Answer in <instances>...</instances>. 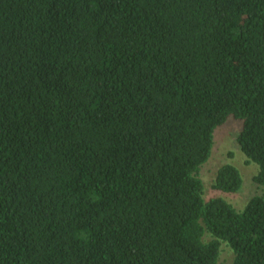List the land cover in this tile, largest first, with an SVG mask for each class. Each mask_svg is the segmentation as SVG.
<instances>
[{"label":"trees","instance_id":"trees-1","mask_svg":"<svg viewBox=\"0 0 264 264\" xmlns=\"http://www.w3.org/2000/svg\"><path fill=\"white\" fill-rule=\"evenodd\" d=\"M229 118L264 189V0H0V264H264Z\"/></svg>","mask_w":264,"mask_h":264},{"label":"rangeland","instance_id":"rangeland-1","mask_svg":"<svg viewBox=\"0 0 264 264\" xmlns=\"http://www.w3.org/2000/svg\"><path fill=\"white\" fill-rule=\"evenodd\" d=\"M239 127L237 120L229 118L215 129L211 154L200 168V177L204 185L205 198L222 196L231 202L234 207L241 209L248 198L262 193L264 189L253 180V176L257 171L256 165L245 161V156L237 145L236 134ZM226 161L233 162L242 173V184L239 190L234 193H225L211 188L216 169ZM231 257V251L224 246L220 255L221 261L227 263L231 260Z\"/></svg>","mask_w":264,"mask_h":264}]
</instances>
